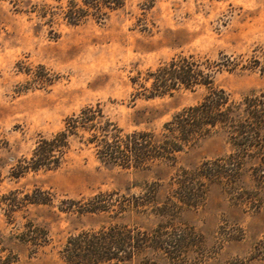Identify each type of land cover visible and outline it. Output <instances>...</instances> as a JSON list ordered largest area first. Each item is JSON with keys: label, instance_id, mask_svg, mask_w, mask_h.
<instances>
[{"label": "rangeland", "instance_id": "374dc122", "mask_svg": "<svg viewBox=\"0 0 264 264\" xmlns=\"http://www.w3.org/2000/svg\"><path fill=\"white\" fill-rule=\"evenodd\" d=\"M59 4L18 0L15 7L0 0V234L14 240L15 264H64L61 251L70 236L114 224L193 231L201 244L186 249V264H264L252 259L255 243L264 237V178H258L257 159L246 160L237 182L207 185L201 206L179 209L170 221L149 208L129 207L146 189L157 191L163 205L175 189L171 178L182 169L229 155L232 146L223 130L186 148L175 164L156 163L139 171L110 167L99 161L93 146L74 139L59 169L12 176L17 161L30 157L42 137H52L69 116L89 105L100 103L126 132H161L208 90L146 99L136 97L141 89L133 81L179 55L226 64L215 74L214 86L236 101L264 94V0H161L150 9L143 0H129L104 23L76 27L59 19L51 28L32 12L35 5ZM36 189L50 193L52 204L23 207L9 223L2 201L13 199L14 191L23 198ZM99 193L108 194L104 200L113 203L110 212L61 211L66 201L87 203ZM29 221L45 227L51 238L37 253L14 238ZM151 257L164 263L160 254ZM103 264H138V259Z\"/></svg>", "mask_w": 264, "mask_h": 264}, {"label": "trees", "instance_id": "16d2710c", "mask_svg": "<svg viewBox=\"0 0 264 264\" xmlns=\"http://www.w3.org/2000/svg\"><path fill=\"white\" fill-rule=\"evenodd\" d=\"M15 7L18 0H8ZM57 0V6L35 5L32 12L53 28L59 19L70 26H81L89 21L104 23L110 16L123 10L129 0ZM161 0H143L150 9ZM53 31V30H51ZM227 66L222 62L203 60L195 55H179L169 62L139 76L133 83L140 89L136 97L153 99L172 96L182 90H208L204 99L187 107L164 124L161 132L135 130L126 132L109 119L100 103L82 108L65 120L64 127L52 137H42L32 155L17 161L12 176L21 178L29 172L55 171L66 161L72 149V141L79 139L86 146H93L101 163L110 167L150 169L156 163L175 164L178 154L196 142L220 130L228 134L232 152L224 157L203 162L195 169H182L171 178L175 188L173 195L161 205L157 191L146 189L135 197L129 207L136 210L151 209L155 215L172 219L179 209L201 206L212 183H235L247 159L260 161L264 178V94L247 96L236 101L222 88L214 86L215 74ZM149 84V86H148ZM86 135H88L86 137ZM14 191L13 199L2 201L6 216L13 224V215L28 205H51L50 193L36 189L33 194L19 198ZM108 194L99 193L87 203L82 200L66 201L61 211L79 215L110 212L113 203L104 200ZM164 224L152 231L136 230L128 225L114 224L100 230H84L72 235L61 251L64 264H103L110 261L138 264H186L184 255L190 248L199 247V237L191 230L174 229ZM22 244L37 251L50 243L48 230L32 221L23 225V231L14 237ZM14 240L0 234V264H15L18 253L11 248ZM252 259L264 260V237L255 243ZM151 254H160L164 263Z\"/></svg>", "mask_w": 264, "mask_h": 264}]
</instances>
